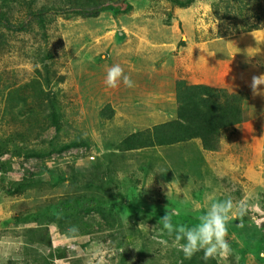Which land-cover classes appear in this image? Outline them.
Wrapping results in <instances>:
<instances>
[{"label":"rangeland","instance_id":"rangeland-1","mask_svg":"<svg viewBox=\"0 0 264 264\" xmlns=\"http://www.w3.org/2000/svg\"><path fill=\"white\" fill-rule=\"evenodd\" d=\"M126 1L127 12L0 25V264H264V95L250 88L264 74V0ZM92 2L0 0V10L20 22ZM114 64L134 87L105 85ZM179 80L242 97L243 119L215 150L200 138L121 149L177 117ZM209 196L246 203L227 224L232 254L186 259L158 221L169 210L193 226Z\"/></svg>","mask_w":264,"mask_h":264},{"label":"trees","instance_id":"trees-1","mask_svg":"<svg viewBox=\"0 0 264 264\" xmlns=\"http://www.w3.org/2000/svg\"><path fill=\"white\" fill-rule=\"evenodd\" d=\"M194 0L179 1L180 5H188ZM131 3L126 0H94L90 4L71 5L67 8H43L30 11L26 19L20 22L11 21L6 12L0 10V25L14 31L26 29L32 19H42L47 14L73 12L85 16H97L105 10L114 12H127ZM177 117L169 121L158 123L152 128L134 131L124 137L120 142L123 150H134L151 146L175 145L194 138H200L204 148L217 149L219 132L233 123L243 119V98L235 94H228L222 88H214L204 84H187L184 80L177 81ZM113 113L107 107L104 112ZM82 145L80 142L71 143L67 147ZM96 195H89L90 203H97ZM83 196H77L71 205L78 207ZM77 204V205H76ZM63 206L65 203L62 204ZM77 209V208H76ZM33 241V240H31ZM37 241V240H36ZM177 264H205L194 258ZM207 264V263H206Z\"/></svg>","mask_w":264,"mask_h":264},{"label":"clouds","instance_id":"clouds-1","mask_svg":"<svg viewBox=\"0 0 264 264\" xmlns=\"http://www.w3.org/2000/svg\"><path fill=\"white\" fill-rule=\"evenodd\" d=\"M121 80L126 87H134L133 81L124 74V70L119 64H114L108 68L104 81L108 88L118 87ZM262 85H264V74L252 77L250 88L254 96L264 95ZM158 172L163 173L164 171ZM166 187L169 198L172 182ZM246 211L247 206L244 201L234 202L231 198L220 200L214 196H209L207 197L206 209L198 217L199 223L189 227L176 224L173 218L178 213L169 210H167L166 215L159 219L158 223L170 236L174 234V244L186 259H191L196 253L203 252L205 261L210 259L223 261L232 254V248L227 239V224L230 220L245 215ZM70 231H74V229H70ZM99 264H104L103 260H100Z\"/></svg>","mask_w":264,"mask_h":264}]
</instances>
